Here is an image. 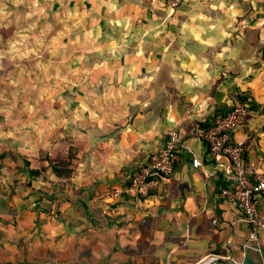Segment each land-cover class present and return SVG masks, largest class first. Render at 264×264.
<instances>
[{
	"label": "crops",
	"instance_id": "crops-1",
	"mask_svg": "<svg viewBox=\"0 0 264 264\" xmlns=\"http://www.w3.org/2000/svg\"><path fill=\"white\" fill-rule=\"evenodd\" d=\"M53 4L60 24L72 28L55 35L54 81L42 84V114L5 115L0 125V155L9 158L0 168V264L238 257L247 226L220 198L233 186L230 165L201 135L237 96L247 97L258 109L232 138L264 176V0H185L174 12L162 0ZM173 129L179 151L172 174L146 197L109 200ZM68 153L67 179L49 168L35 178L28 172ZM260 240V261L249 253L248 264H264V232Z\"/></svg>",
	"mask_w": 264,
	"mask_h": 264
},
{
	"label": "built area",
	"instance_id": "built-area-1",
	"mask_svg": "<svg viewBox=\"0 0 264 264\" xmlns=\"http://www.w3.org/2000/svg\"><path fill=\"white\" fill-rule=\"evenodd\" d=\"M162 1L168 10L173 11L185 0ZM245 115V106L235 103L225 116L215 117L212 126L204 133L203 141L212 153L225 157L229 162L233 186L221 190L220 198L243 217L247 226V238L240 246L238 257L210 254L197 264H245L249 253L262 252L260 236L264 232V211L259 209V198L264 194V176L253 164L244 161L243 144L232 138ZM178 151L179 133L177 129H173L168 133L164 146L138 169L123 191L114 190L108 199L116 200L122 193L134 197L148 196L158 188L160 178L172 174ZM192 166L198 168L201 163L194 158Z\"/></svg>",
	"mask_w": 264,
	"mask_h": 264
},
{
	"label": "rangeland",
	"instance_id": "rangeland-1",
	"mask_svg": "<svg viewBox=\"0 0 264 264\" xmlns=\"http://www.w3.org/2000/svg\"><path fill=\"white\" fill-rule=\"evenodd\" d=\"M53 1L0 0V125L5 115L42 114V84L54 81L55 35L72 28L60 24Z\"/></svg>",
	"mask_w": 264,
	"mask_h": 264
},
{
	"label": "trees",
	"instance_id": "trees-1",
	"mask_svg": "<svg viewBox=\"0 0 264 264\" xmlns=\"http://www.w3.org/2000/svg\"><path fill=\"white\" fill-rule=\"evenodd\" d=\"M236 101L245 106L246 108V115L249 114L250 112L256 111L258 109V106L256 103L252 102H248L247 101V97H242V96H237ZM232 108L228 109L225 112H221L220 115L225 116L227 113H229L231 111ZM245 115V116H246ZM214 120L211 122V124H209V126H207V129L204 130V133L212 126ZM203 135H201V139L203 140ZM204 145L207 147V149L210 151L208 145L203 141ZM211 152V151H210ZM74 157L73 155H71L70 153L65 154L63 156H54V157H46V166L44 165V167L40 166V169L37 170H32V169H28V172L30 173L31 176L35 177H39L42 175V172L49 168L52 173L54 174V176L61 178V179H67L70 176V167L72 166V161L71 158ZM8 160L9 158L7 157L6 154H1L0 155V168H5L8 164ZM25 164L28 166L29 164H27L25 162ZM264 195V194H262ZM259 209L261 210V208L259 207ZM251 254L255 255L257 257V260L260 261L262 252L259 253H253L251 252ZM249 260V259H248ZM249 261L246 260L245 264H248ZM4 264H31L28 262H22V263H4Z\"/></svg>",
	"mask_w": 264,
	"mask_h": 264
}]
</instances>
